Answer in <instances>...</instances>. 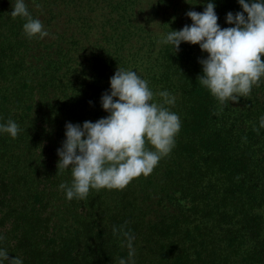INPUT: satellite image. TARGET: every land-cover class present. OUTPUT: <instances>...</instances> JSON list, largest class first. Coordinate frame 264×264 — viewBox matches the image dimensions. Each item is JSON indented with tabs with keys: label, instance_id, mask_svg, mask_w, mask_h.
Wrapping results in <instances>:
<instances>
[{
	"label": "trees",
	"instance_id": "16d2710c",
	"mask_svg": "<svg viewBox=\"0 0 264 264\" xmlns=\"http://www.w3.org/2000/svg\"><path fill=\"white\" fill-rule=\"evenodd\" d=\"M192 1L205 3L201 12L214 3L222 29L234 26L227 13L242 11L237 0ZM14 3L0 0V125L20 129L0 132V249L22 264H264V78L222 106L200 84L202 69L166 45L161 82L175 103L164 106L181 121L173 149L123 190L68 200L60 185L71 184V167L57 168L65 125L109 115L101 96L110 82L100 75L117 65L97 66L92 85L67 83L78 49L71 25L56 36L48 16L49 36L29 39L26 19L10 15ZM25 4L33 19L52 10L47 0ZM114 228L134 237L131 260Z\"/></svg>",
	"mask_w": 264,
	"mask_h": 264
},
{
	"label": "clouds",
	"instance_id": "9594fccd",
	"mask_svg": "<svg viewBox=\"0 0 264 264\" xmlns=\"http://www.w3.org/2000/svg\"><path fill=\"white\" fill-rule=\"evenodd\" d=\"M237 2L242 11L235 15L229 12L225 17V22L234 26L222 29L217 22L215 5L209 2L203 12L186 13L192 21L190 26L171 30L158 42L172 45L174 51L179 50L182 42L199 45L200 50L207 53V58L199 61L202 65L200 84L222 106L228 102L238 103L264 78V0ZM12 9V18L26 19L23 24L26 37L49 36L42 22L29 13L25 0H15ZM158 95L163 104L153 102L154 93L148 81L135 71L117 68L110 78V92L101 96L102 109L109 115L94 123H66L65 140L57 149V168L63 171L71 167V184L60 185L68 200H83L90 189L123 190L133 179L150 175L159 161L169 155L181 121L164 106L174 105L175 97L167 91ZM260 128H264V116L260 118ZM19 131L12 120L0 125V132L12 138ZM113 232H120L126 238L131 260L135 256L134 237L122 228H114ZM0 264H22V261L9 257L6 249H0ZM119 264L126 261L120 259Z\"/></svg>",
	"mask_w": 264,
	"mask_h": 264
},
{
	"label": "rangeland",
	"instance_id": "374dc122",
	"mask_svg": "<svg viewBox=\"0 0 264 264\" xmlns=\"http://www.w3.org/2000/svg\"><path fill=\"white\" fill-rule=\"evenodd\" d=\"M47 1L52 10H49V6L44 7V10H39L35 19H39L47 31L55 26L47 23V17L55 15L58 24L55 35L60 36L64 30L68 31L67 28L71 25L73 37L77 39L74 44L78 43V49L72 56L73 60L66 68L72 70L73 76L66 78L67 83L72 82L76 87L92 85L91 81L98 78L93 77L96 67L111 59L114 62L111 64L122 66L123 70L135 71L142 79L148 81V86L154 93L153 102L158 104L163 101L158 93L165 87L161 82L160 69L163 62L161 55L167 45L158 42L171 30L178 31L185 25L190 26L192 21L186 13L201 12L198 9L205 4L199 5L194 1L189 3L191 0ZM26 2L34 7L38 0H25ZM182 49L185 58H189L188 63L202 69L199 61L206 59L207 53L202 52L199 45L182 42L179 50L174 51V55L181 53ZM109 62H106L108 65L104 66L105 70L100 79L107 78L110 82L115 73L112 68L117 66L109 65ZM110 75L112 76L107 77ZM94 114L98 117L91 114L92 117L90 116L88 121L94 123L108 116L95 112Z\"/></svg>",
	"mask_w": 264,
	"mask_h": 264
}]
</instances>
